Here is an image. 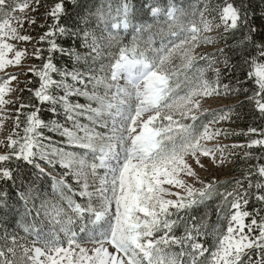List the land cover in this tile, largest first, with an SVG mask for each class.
Listing matches in <instances>:
<instances>
[{"label": "snow or ice", "instance_id": "obj_1", "mask_svg": "<svg viewBox=\"0 0 264 264\" xmlns=\"http://www.w3.org/2000/svg\"><path fill=\"white\" fill-rule=\"evenodd\" d=\"M250 7L246 0L186 7L117 0L115 8L109 0H0V112L18 103L12 117H0V126L11 120L0 133V217L16 223L15 231L0 226V264H264V163L247 164L240 178L226 181L195 170L234 165L240 149L245 162L264 160V124L235 133L219 126L245 118L237 110L246 106L264 121V31L252 23ZM41 8L47 30L38 40L21 34ZM93 20L103 27L93 29ZM120 30L130 32L128 43ZM69 38L86 51L60 43ZM8 41L47 47L33 49L40 63L27 72L9 73L29 54ZM207 45L215 50L197 51ZM105 51L107 63L96 67ZM57 53L72 60L71 70L57 66ZM243 67L255 84L250 95L226 76ZM28 73L32 79L19 87ZM13 81L16 102L5 99L17 90ZM233 96L247 103L202 106ZM45 104L53 117L62 110L64 121L43 119ZM239 136L246 143L219 142ZM40 178L50 180L51 198L40 194Z\"/></svg>", "mask_w": 264, "mask_h": 264}, {"label": "trees", "instance_id": "obj_2", "mask_svg": "<svg viewBox=\"0 0 264 264\" xmlns=\"http://www.w3.org/2000/svg\"><path fill=\"white\" fill-rule=\"evenodd\" d=\"M47 2L51 3V0H47ZM86 2L89 5H91L92 3H95V4L99 5L101 3V0H86ZM109 2H111L113 8H115L117 0H109ZM172 2H173V0H160V5H161V7H164L167 4L172 3ZM191 2H192V0H175V3L178 6H185V7L188 4H190ZM215 2L223 4L224 0H215ZM246 2L251 5V7L248 10L250 12H254V15L252 16V23H254L257 26L258 32L259 31H264V29L260 28V25L264 24V17H261V15H260V9L264 8V4H261V0H246ZM236 3L237 4L240 3V0H236ZM43 11H44V9H42L41 13L37 16L38 19L36 21V24L35 25H30L31 27L28 29V32H30V34H32L36 38V40H38L39 35L43 34V32L47 30L46 28H41L40 27L41 24L45 23V18L43 16ZM69 15H73V14L70 13ZM48 22L50 23L51 21H48ZM148 22L151 23L152 21L149 20ZM92 27H93V29H96L98 27H103V25H98L97 22L95 20H93L92 21ZM221 31H222V29H221ZM119 35L121 36V39H122L123 43H128V41L131 38L130 32L125 34L123 30H120ZM238 37H239V33H236L235 36L229 34L227 43L229 45H231L233 43L234 39L238 38ZM60 43L64 47H70V46L77 47L78 50L80 52H82V53L84 51H86L83 48H79L78 47L79 42L76 39H73V38H69L66 41L65 40H61ZM157 43H159V41H157ZM223 46H224L223 43H220L218 47H223ZM35 47H47V45H41V44H38V43L35 42ZM113 50L116 51L117 49H113ZM214 50L215 49H212L210 52H212ZM226 51H227V49H226ZM255 54L256 53L253 52V55H255ZM45 55H46V53H45ZM232 56H233V63H235L239 59V52H237L235 54H232ZM249 59H251V57H249ZM33 62H34V64L35 63H40V61L36 60L35 58L33 59ZM55 62L57 63L58 67L59 66H64V67H67L69 70H71L73 68L72 60L69 57H67V56H61L59 53L56 54ZM101 62L107 63V51H105L104 59L102 61H98L97 64H96V67H99V64ZM79 67L82 69L84 67V65L81 63L79 65ZM220 67L223 68L224 66L220 65ZM226 76L231 77L233 83L235 82L236 79H239L241 81V83L243 84V87L249 89V93H248L249 95L251 94V90L255 88L254 81H251V80H249L247 78V68L246 67H243L241 69H237V70H235L234 72H231V73H226ZM29 79H32L31 73H28V75H27V77L25 79V82L27 80H29ZM25 82H24V86L23 87H26ZM68 83H72L70 78L68 80ZM224 83H229V80L225 79ZM59 94L62 95L63 93L60 92ZM20 95H21V93L19 92L18 93V97ZM28 95L29 94L26 91L23 93V96L25 98H27ZM70 99H72L74 102L75 101H79L81 103L85 102V100L83 98H81V97H71ZM239 101H241V102H243L245 104L247 103L245 101L244 96H240ZM15 107H18V103H15ZM48 108H49V106L47 104L41 106V113L40 114H41L43 119H45L47 121V120L55 118V119H58L61 122L64 121V117L62 115H60V111H62V110H60L58 108V112H57L56 116L53 117V115L48 111ZM238 110L239 111H243V113H245V118L237 120V125L239 126L240 131L241 130L246 131L247 127L249 125H251V126H261L262 124H264V121H262L260 119L258 113L254 114V115L252 114L253 110L251 108L246 106L244 109H242V110L238 109ZM82 122H84L83 119H82ZM44 133H45V135L52 136V138L54 140L62 139L61 137H59V136L55 135L54 133L49 132L47 130H44ZM237 140H244V137L243 136H239V137H237ZM253 152H254L255 156H260L261 155V151L259 149H253ZM242 157H243V155H240L238 153V158H237L236 163L234 165L231 164V166H230V168L232 170L228 171V175L225 178L220 179V181L233 180L235 178H240L242 176V170L247 166V164L264 163V160L258 161L256 159H253L251 161L245 162L242 159ZM56 171L57 172H62L63 169H61L59 167V165H57ZM68 181H69V183H72V180H71L70 177L68 178ZM2 186L3 185L0 184V187H2ZM36 186L40 189V194L41 195H46L47 198H51L50 180H48L46 178H40V179L37 180ZM11 191H14V190H11ZM76 199L79 201V197H77ZM251 203L252 204H256L255 201H252ZM37 206H39V201H37ZM250 209H251V206H250L249 210ZM203 212H204V209L201 208L199 210V212L194 213V214L200 215ZM33 215H35V213H33ZM216 219H217V217H216L215 211L213 210V212L211 213V215L209 217V220H210V222L214 223L216 221ZM0 226H6V227L9 228V230L15 231L16 230L15 218L11 217V216L10 217H0ZM50 227H51V225H48L46 223L44 228H43L44 233H47L49 231ZM176 231H177V234H179L182 231V229H177ZM210 243H211V241L209 239V244Z\"/></svg>", "mask_w": 264, "mask_h": 264}, {"label": "rangeland", "instance_id": "obj_3", "mask_svg": "<svg viewBox=\"0 0 264 264\" xmlns=\"http://www.w3.org/2000/svg\"><path fill=\"white\" fill-rule=\"evenodd\" d=\"M43 9V8H42ZM42 9L36 13L35 15L38 16ZM19 14V13H18ZM29 17H31L33 14L29 13L28 14ZM41 21V20H40ZM31 26L28 24L24 25V31L21 34H30V32H28V29ZM33 36V35H32ZM34 37V36H33ZM9 43H13L15 44L18 48H26L28 51V56L25 58L24 61L21 62V65L19 66H9L8 69H6V72L12 73V72H27V69L34 64L33 59L34 57L31 55L33 49L35 48V42H15V41H8ZM219 44L216 45V47H218ZM212 49H214L213 46L211 45H207V46H202L201 48L197 49L198 52H210ZM4 75V73H0V76ZM27 75H20L19 76V80L21 81V84L19 85V87H23L24 86V82L26 79ZM120 83L122 84L123 81L121 80ZM10 87L13 89H17L16 91L10 92L5 96V99L8 100H12L13 102H16L17 97H18V93H19V89L18 86L16 84L15 81L11 82ZM240 99V96H233L231 98L228 97H224V98H220V99H209L207 103H203V107L205 108H210V109H218V108H222V107H228V106H234L237 101ZM239 111V110H237ZM15 113V106L13 105H8L6 106V110L4 112H0V117L3 116H9L12 117ZM222 128H228L230 129L232 132H240V128L237 125V120L233 123H222L221 125H219ZM11 127V120H4L3 121V125L0 126V133H3L6 129H10ZM5 135L0 134V140H5ZM219 142L222 144H232V143H246V138L244 137V140H237V137H230L228 139H224L223 137L219 138ZM215 141L209 142V146H212V144H214ZM4 145L0 144V154H2V150H3ZM245 151V149H240L238 150V153L240 155H243V152ZM206 167H212L209 162L207 160L204 161ZM231 164L228 165L227 167L223 168V169H219V168H212V171L209 172L207 170L204 169H200L199 167H196L195 170L198 172L200 178L202 179H211L213 177H215L216 179L220 180L222 178H225L228 175V171L230 168ZM195 167V165H194ZM101 174L103 173V170H100ZM184 179L186 181H188L189 183L193 182V178H189V177H184ZM166 187H170L167 186ZM173 191H176V189H172ZM174 198V197H172ZM255 205V204H252ZM251 210V209H250Z\"/></svg>", "mask_w": 264, "mask_h": 264}]
</instances>
